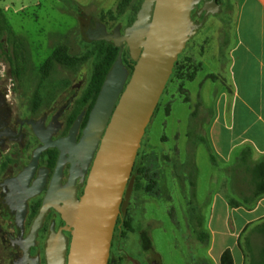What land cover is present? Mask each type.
Returning <instances> with one entry per match:
<instances>
[{"label": "rangeland", "instance_id": "obj_1", "mask_svg": "<svg viewBox=\"0 0 264 264\" xmlns=\"http://www.w3.org/2000/svg\"><path fill=\"white\" fill-rule=\"evenodd\" d=\"M74 1L80 12L66 0H0L10 27L24 42L14 59L18 76L12 73L9 62L12 45L5 43L10 50L0 54V85L7 82L18 86L26 103L32 102L40 84L71 82L73 73L81 75L93 67L95 43L88 40L85 29L104 22L101 13L116 11L120 2ZM240 1L229 0L228 13L207 16L204 26L181 53L185 74L168 81L146 128L139 148L144 171L126 193L125 209L131 227L125 230L122 241L125 251L137 260L157 254L162 264H220L211 256V237L199 239L200 232L209 231L212 196L223 189L225 182L223 165L213 164L209 157L208 127L222 89L209 71H219L225 77L224 63L235 36L233 20ZM142 2L134 0L133 5ZM134 9L104 23L110 28L125 24ZM225 35L228 43L224 42ZM61 46L83 62L71 67L78 70L55 62L49 75L44 76L43 64ZM194 68L195 76L190 79L187 74ZM0 264H9L1 239ZM122 264H128L125 257Z\"/></svg>", "mask_w": 264, "mask_h": 264}, {"label": "flooded vegetation", "instance_id": "obj_2", "mask_svg": "<svg viewBox=\"0 0 264 264\" xmlns=\"http://www.w3.org/2000/svg\"><path fill=\"white\" fill-rule=\"evenodd\" d=\"M205 1L208 0H201L192 10L200 28L211 14L201 11ZM214 1L220 6L214 15L228 13L229 0ZM134 19L111 28L104 22H95L87 26L85 33L98 23L104 24L107 32L119 26L123 33ZM119 48L129 73L126 86L136 61L130 56L126 42ZM94 71L93 65L81 75L73 73L71 82L40 84L31 103L23 101L18 86L7 82L0 85V239L9 264H47L51 240L64 243L66 254L69 252L72 227L64 219L65 211L74 196L83 195L93 165L81 140L106 77L101 84L94 82ZM95 155L96 152L93 159ZM127 188L114 228L108 264H122L123 257L133 264L135 259L122 245L126 223L121 217L125 220L128 215ZM137 261L162 264L157 254Z\"/></svg>", "mask_w": 264, "mask_h": 264}, {"label": "water", "instance_id": "obj_3", "mask_svg": "<svg viewBox=\"0 0 264 264\" xmlns=\"http://www.w3.org/2000/svg\"><path fill=\"white\" fill-rule=\"evenodd\" d=\"M200 1L143 0L123 33L119 26L107 32L102 23L86 33L88 39L119 47L126 42L136 63L125 86L129 73L120 51L105 77L81 140L93 165L83 195L74 196L65 211L72 227L69 252L64 243L51 240L47 264H108L137 153L179 55L201 26L192 17ZM219 8L208 0L201 11L215 14ZM133 264L140 263L134 259Z\"/></svg>", "mask_w": 264, "mask_h": 264}, {"label": "crops", "instance_id": "obj_4", "mask_svg": "<svg viewBox=\"0 0 264 264\" xmlns=\"http://www.w3.org/2000/svg\"><path fill=\"white\" fill-rule=\"evenodd\" d=\"M234 19L225 77L209 71L222 84L208 127L209 157L223 165L225 179L208 220L211 256L220 264L226 249L234 264H248L247 236L256 251L264 239V195L254 192L256 172L264 171V0H241Z\"/></svg>", "mask_w": 264, "mask_h": 264}, {"label": "trees", "instance_id": "obj_5", "mask_svg": "<svg viewBox=\"0 0 264 264\" xmlns=\"http://www.w3.org/2000/svg\"><path fill=\"white\" fill-rule=\"evenodd\" d=\"M66 1L68 3H70L73 7H76L78 12H80V7H79V5H77V3L74 0H66ZM133 1L134 0H120L116 11L109 9V10L103 11L101 13V20H103L104 22L118 20L120 17L125 15L131 7H133V9L134 8L135 9L130 16V20L134 19L137 11L139 10V8L141 6V4L134 6ZM6 42H10L12 45V56L9 57V62L11 64V71H12V73H14V75L18 76L20 74V71L17 67H14V64H15L14 59H15V56L17 53V49L19 47L23 46L24 42H23V39L21 37L17 36L14 33V31L10 27L9 22H8L7 18L5 17V15L2 11V8L0 6V54L1 53L7 54L9 52L10 49L8 47H6V45H5ZM94 43H95L94 54L96 55V61L94 62V68H95L94 77L96 78V80H94V82L97 81V83L101 84V82L103 81L104 77L106 76L108 70L111 68V66L115 62V60L118 56V53L120 51V48L115 46L111 41H108V40H96V41H94ZM124 54L127 56L129 55L128 52H126V51ZM55 62L62 63L63 65H66L68 67H73V66H77V65L81 64L83 62V60L80 57L69 55L66 52V49L64 46L58 47L53 52V54L45 61V63L43 64V66L41 68L44 76L49 75L51 69L53 68V65L55 64ZM196 70H197V68H194L191 72H189L187 74V76L190 79H193L195 76ZM182 74H185V66L183 65V63L181 61V55H180L177 62L175 63V66L173 68V72H172L169 80L171 78H174V77H181ZM160 100H161V97H160ZM160 100H159V103H158V105L154 111V114L156 113V111L160 105ZM188 100H189L188 98H185V101H188ZM167 111H169V110H167ZM154 114H153V116H154ZM210 150L211 149L209 147V151ZM139 154H140V150L137 153V157H136L135 164H134L133 171H132V176H134V179L139 178V174L144 171L143 167L139 161ZM210 155H211L212 159H214L213 153L210 152ZM259 168L261 169L262 167H259ZM254 192H255L256 197H258L260 195H264V171H262V172L260 171L258 173L256 172ZM121 220H123L126 223V226H125L126 229H129L131 227L127 217L124 220V217L122 216ZM258 230L263 234V237H264V223H262L258 227ZM118 232H122V231L118 230ZM210 237L211 236H210L209 231L208 232L202 231L199 233V239L200 240H207ZM246 247L248 249V253H249V257H250L248 264H264V239H263V242H262L260 248L258 249V251H256L254 249L253 244H252L251 238L249 236H247ZM221 264H234L233 259L230 255L229 249H226L222 253Z\"/></svg>", "mask_w": 264, "mask_h": 264}]
</instances>
